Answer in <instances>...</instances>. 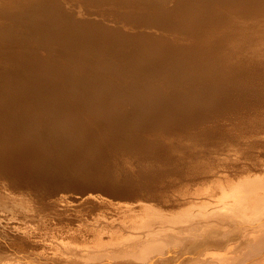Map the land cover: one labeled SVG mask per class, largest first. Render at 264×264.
Here are the masks:
<instances>
[{
  "label": "bare ground",
  "instance_id": "obj_1",
  "mask_svg": "<svg viewBox=\"0 0 264 264\" xmlns=\"http://www.w3.org/2000/svg\"><path fill=\"white\" fill-rule=\"evenodd\" d=\"M0 240L264 264V0H0Z\"/></svg>",
  "mask_w": 264,
  "mask_h": 264
},
{
  "label": "rangeland",
  "instance_id": "obj_2",
  "mask_svg": "<svg viewBox=\"0 0 264 264\" xmlns=\"http://www.w3.org/2000/svg\"><path fill=\"white\" fill-rule=\"evenodd\" d=\"M0 242H1V240H0ZM0 244L2 245V247L4 248V250L7 251L8 253H12V254H13V253H17V251H15V250L12 249L11 247H9V245H6V244L4 245L3 242L0 243ZM5 246H7V247H6L7 249L5 248ZM12 250H13V251H12Z\"/></svg>",
  "mask_w": 264,
  "mask_h": 264
}]
</instances>
